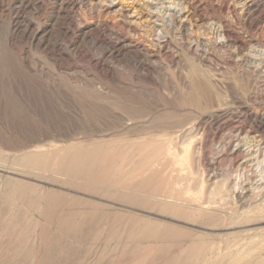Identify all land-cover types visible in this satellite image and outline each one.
<instances>
[{"label":"rangeland","instance_id":"obj_1","mask_svg":"<svg viewBox=\"0 0 264 264\" xmlns=\"http://www.w3.org/2000/svg\"><path fill=\"white\" fill-rule=\"evenodd\" d=\"M72 146H97L84 173ZM48 192L171 227L178 264H264V0H0V264Z\"/></svg>","mask_w":264,"mask_h":264},{"label":"bare ground","instance_id":"obj_2","mask_svg":"<svg viewBox=\"0 0 264 264\" xmlns=\"http://www.w3.org/2000/svg\"><path fill=\"white\" fill-rule=\"evenodd\" d=\"M103 101V98H98L97 102L90 103V108L101 111ZM96 147L68 148L56 158L57 164L62 162L58 169L61 171L63 165H69L71 171L84 173L86 167L82 165L83 162L91 154L99 157ZM23 186L25 184H20V187ZM33 189L31 187L30 191ZM15 193L19 197L24 195L19 188ZM32 196V199H23L16 214L1 224L2 234L18 245L4 264H30V257L37 258L35 264H75L70 256L87 238L97 242L96 247L100 248L99 253H96V264L102 261L104 264H178V254L174 249L185 252L194 247L192 241L184 235L180 236L167 225L135 218L113 217L96 202L86 203L81 209L64 203L63 193L48 192ZM23 211L34 214L41 226V243L36 248L28 245L31 233L26 229V221L20 216ZM3 221L5 220L0 222ZM112 241L116 247H111ZM182 242L183 245L180 244ZM128 244L133 246L132 249H127ZM114 252L117 254L112 255Z\"/></svg>","mask_w":264,"mask_h":264}]
</instances>
